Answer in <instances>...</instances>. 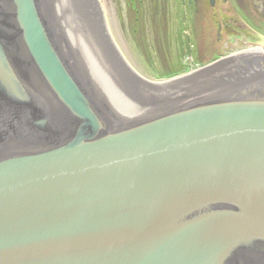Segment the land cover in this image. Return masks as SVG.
I'll return each mask as SVG.
<instances>
[{
    "label": "water",
    "instance_id": "1",
    "mask_svg": "<svg viewBox=\"0 0 264 264\" xmlns=\"http://www.w3.org/2000/svg\"><path fill=\"white\" fill-rule=\"evenodd\" d=\"M253 53L160 89L122 0H0V264H264Z\"/></svg>",
    "mask_w": 264,
    "mask_h": 264
},
{
    "label": "rangeland",
    "instance_id": "2",
    "mask_svg": "<svg viewBox=\"0 0 264 264\" xmlns=\"http://www.w3.org/2000/svg\"><path fill=\"white\" fill-rule=\"evenodd\" d=\"M220 2L212 7L210 0H122L131 45L154 83L180 78L163 89L218 86L230 78V72H220L228 62L199 73L201 66L250 47H264L262 30L249 37L235 34L221 41L216 38V19L229 15L239 23L240 18L249 20L247 13L227 11Z\"/></svg>",
    "mask_w": 264,
    "mask_h": 264
},
{
    "label": "flooded vegetation",
    "instance_id": "3",
    "mask_svg": "<svg viewBox=\"0 0 264 264\" xmlns=\"http://www.w3.org/2000/svg\"><path fill=\"white\" fill-rule=\"evenodd\" d=\"M211 1V0H210ZM223 5L227 7V11L241 12L248 14V22L243 18H240V23L230 20L229 15H225L220 19H216L215 30L216 38L220 41L224 37L231 35H242L249 37L250 35L259 33L260 30L264 32V0H220ZM217 0H212L211 6L215 7ZM223 5H220L222 8ZM227 14V13H226ZM246 15V14H245ZM250 48H264L260 45ZM248 49V48H247Z\"/></svg>",
    "mask_w": 264,
    "mask_h": 264
},
{
    "label": "bare ground",
    "instance_id": "4",
    "mask_svg": "<svg viewBox=\"0 0 264 264\" xmlns=\"http://www.w3.org/2000/svg\"><path fill=\"white\" fill-rule=\"evenodd\" d=\"M261 50H262V48H248V49L242 50L240 52L234 53L231 56H227L226 59L237 58V56L239 57V55H242V54L245 55V54H249V53H253V52H259ZM253 54H255V53H253ZM222 62H224V61H222ZM176 82H177V80L173 79V81H162V82H156L155 84L160 89H163V88H166L168 85L173 86L172 84H174Z\"/></svg>",
    "mask_w": 264,
    "mask_h": 264
}]
</instances>
